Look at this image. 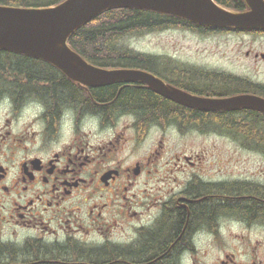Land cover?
<instances>
[{"label": "flooded vegetation", "instance_id": "flooded-vegetation-1", "mask_svg": "<svg viewBox=\"0 0 264 264\" xmlns=\"http://www.w3.org/2000/svg\"><path fill=\"white\" fill-rule=\"evenodd\" d=\"M62 1L0 0V7L45 8ZM215 1L234 11L249 9L245 0ZM222 33L250 36L230 47L246 65L152 73L197 96L264 99V31ZM0 67V264H264V188L194 180L151 202L127 200L135 195L132 188H141L140 175L153 174L163 149L160 139L145 151L150 132L180 128L170 118H146L136 106L114 105L125 89L150 91L144 83L82 85L6 46L0 47ZM108 86L115 88L111 100L104 93ZM166 100L172 113L178 107L201 111ZM203 112L218 113L225 124L246 119L264 132V113L255 109ZM227 134L249 150L264 143L245 132ZM196 160L182 153L163 165L192 167ZM210 198L222 210L211 221L193 223L196 205ZM224 218L248 232L224 233Z\"/></svg>", "mask_w": 264, "mask_h": 264}, {"label": "water", "instance_id": "water-1", "mask_svg": "<svg viewBox=\"0 0 264 264\" xmlns=\"http://www.w3.org/2000/svg\"><path fill=\"white\" fill-rule=\"evenodd\" d=\"M249 10L234 12L213 0H65L43 9L0 7V45L48 60L69 78L91 86L144 82L160 95L202 110L249 107L264 112V99L238 95L197 97L139 69L99 68L88 64L67 45L71 34L105 10L133 8L172 15L211 27L264 29V0H245Z\"/></svg>", "mask_w": 264, "mask_h": 264}, {"label": "rangeland", "instance_id": "rangeland-1", "mask_svg": "<svg viewBox=\"0 0 264 264\" xmlns=\"http://www.w3.org/2000/svg\"><path fill=\"white\" fill-rule=\"evenodd\" d=\"M248 38L250 36L239 33L202 35L185 28L167 27L143 31V33H129L120 41L121 45L133 51L156 55L163 61L170 59L180 67H191V65L210 69L225 67L236 71L237 65L247 63L244 60L238 62L239 55L231 53L230 47L241 39L247 42ZM98 43L96 44L100 48H105L102 54H106L108 41L102 39ZM164 75L168 76L167 72ZM129 118L130 116L123 119L129 120ZM151 135L152 138L146 143L145 151L157 145L160 139L163 149L159 158H156V167H151L152 172L154 170L153 174L149 176L141 174L139 178L141 188H132L130 193L135 195L127 199L132 203L151 202L154 198L160 197V194L177 193L184 185L193 184L194 180L218 183L222 187L235 183H245L244 188H254L252 187L254 185L264 187V155L255 148V150L247 149L225 132L220 133L215 129L169 128L160 132L153 130L150 132ZM182 153L197 159L195 165L191 167L184 163L183 168L172 167L171 163H174L175 156L180 157ZM164 162H171L170 166L165 168ZM148 188H152V191L146 196ZM216 199L207 200L209 206L214 207ZM221 221L224 233L248 232L226 218Z\"/></svg>", "mask_w": 264, "mask_h": 264}, {"label": "trees", "instance_id": "trees-1", "mask_svg": "<svg viewBox=\"0 0 264 264\" xmlns=\"http://www.w3.org/2000/svg\"><path fill=\"white\" fill-rule=\"evenodd\" d=\"M221 3H234V0H219ZM167 27H180L197 32H219L220 29H210L207 27L199 26L193 22L185 19L159 14L156 12L138 10V9H112L104 14L99 15L91 22L77 30L70 37L68 43L70 47L78 52L81 56L96 66L108 68H138L148 70L153 73L167 72L170 75V68L176 67L172 65L170 59L163 61L161 57L156 55H147L133 51L127 46L121 45L120 39L129 33H143L152 29H162ZM223 31V30H222ZM108 41V51L102 54L105 50L104 47L100 48L96 43L99 41ZM99 44V43H98ZM3 68L0 67V71ZM173 77V76H172ZM1 81L2 76H0ZM43 95L47 94V89L42 92ZM111 100L114 97V86H108V90L104 92ZM47 96V95H46ZM115 106H136L146 118H161L162 121L173 120L178 123L181 129L196 127L201 130L204 129H226L232 134L245 132L247 135L256 138H263L264 132H261L259 127L253 124H248L246 119H239L229 123H220L219 114L212 112L195 111L192 109L176 108V113L169 110L168 101L152 92L151 90H132L125 89L116 98ZM175 117V118H171ZM254 122V121H253ZM252 146L258 151L264 152V143L255 142ZM238 184L226 185V188L237 187ZM245 183L240 184V186ZM254 188H264L258 185ZM197 207V208H196ZM192 214L193 223L200 221H211L217 212L221 211L220 206H209L208 202L202 203L200 206L196 205ZM249 211L248 208H246ZM181 220L185 217V210L179 209ZM258 210L257 212H260ZM251 210L250 214L255 213ZM180 223L175 226L174 231L178 230Z\"/></svg>", "mask_w": 264, "mask_h": 264}]
</instances>
